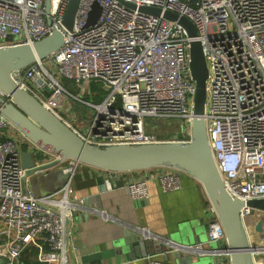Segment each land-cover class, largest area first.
I'll use <instances>...</instances> for the list:
<instances>
[{"label":"built area","instance_id":"built-area-1","mask_svg":"<svg viewBox=\"0 0 264 264\" xmlns=\"http://www.w3.org/2000/svg\"><path fill=\"white\" fill-rule=\"evenodd\" d=\"M127 1L135 8L117 0H80L68 30L62 24L68 0H50L47 12L45 0H0V46L32 43L53 29L64 33L57 51L13 72L17 85L89 143L189 140L195 89L188 67L190 37L176 21L143 13L137 7L153 5L185 15L197 29L206 59V135L224 187L245 202L263 198L264 0ZM94 2L100 11L94 23L87 24ZM91 83L103 91L99 101L83 97ZM76 101L91 108L82 127L67 116ZM149 117L182 118L184 131L180 137L160 138L145 129ZM13 129L21 136L12 135ZM22 143H30L31 151L57 157L17 131L0 113V259L3 264H21V252L32 244L38 248L35 264H67L68 250L75 248L69 237L76 204L70 184L81 163L73 158L60 162L61 172L67 175L63 185L36 195L23 189ZM143 171L125 183L134 201L148 198L149 180H156L164 192L181 187L178 170L156 167ZM208 205L207 241L189 247L212 256L210 264H229L224 230ZM257 212L263 210L246 204L241 207L249 240L256 246L253 259L264 264V222L255 240L256 221L249 218ZM102 215L107 217L105 212ZM139 229L143 239L163 249L162 259L157 254L146 255L147 264H172L166 256L180 250L177 244Z\"/></svg>","mask_w":264,"mask_h":264},{"label":"water","instance_id":"water-1","mask_svg":"<svg viewBox=\"0 0 264 264\" xmlns=\"http://www.w3.org/2000/svg\"><path fill=\"white\" fill-rule=\"evenodd\" d=\"M79 1L68 0L67 2L62 24L68 30L72 29ZM117 1L128 8H135V5L130 1ZM190 1L196 2L197 0ZM49 5L50 0H45L44 10L46 12ZM137 9L146 14L162 15L165 19L176 21L190 37L188 67L195 89L189 140L174 139L106 145L85 141L70 125L42 104L27 89L19 87L12 76L14 71L44 59L62 46L64 33L59 29H53L32 43L0 46V91L3 94V97H0V101L3 103L0 106L1 115L17 131L29 137L46 151L57 155L53 161L41 163L33 157L31 152L21 149L20 162L25 168V176L22 179L23 189L28 188L26 177H31L29 187L33 190L35 183L45 174V169L59 164L66 158H73L81 164L105 170L108 175L156 167L175 169L193 177L201 184L208 202L224 230V248L229 254V264H258L252 256L256 246L249 240L241 207L246 204L264 211V197L245 202L232 196L224 187L206 135L204 104L208 69L201 42L196 38L197 29L188 17L174 11L153 5H139ZM99 11V4L94 2L88 15L87 24L94 23ZM9 39L10 37H8ZM58 168L57 171L61 173L62 182L48 190V193L62 186L67 178V175L61 172L60 165ZM263 222L264 216L257 219L253 225L254 232L261 234ZM121 234L126 244L133 243L135 236L137 237L136 233L128 226L123 227ZM140 237L142 238V235ZM200 239V235H198L192 243H174L180 249L172 252L177 264H204L201 259L207 255L198 254L194 247H189L207 241V239L206 241Z\"/></svg>","mask_w":264,"mask_h":264},{"label":"crops","instance_id":"crops-1","mask_svg":"<svg viewBox=\"0 0 264 264\" xmlns=\"http://www.w3.org/2000/svg\"><path fill=\"white\" fill-rule=\"evenodd\" d=\"M89 86V92L93 91L91 96L96 99L94 101H99L103 91L99 87L95 89L93 83ZM75 106L78 109L86 107L76 101L72 106L73 112L67 115L70 122L80 126L82 116L75 114ZM147 131L154 133L156 127H150ZM11 134L21 136L14 129ZM179 135L170 134L169 137H180ZM20 147L31 152L40 162L54 159V155L50 153L31 151L30 143H22ZM58 169V164L45 169V174L35 183L33 190L29 187L31 177H27L28 188L36 195L48 193V190L62 182ZM143 172L134 170L108 175L107 171L89 165L81 164L77 167L70 184V191L76 195L75 210L69 227V237L75 248L68 250L67 264H147L146 255L151 254H157L162 259L163 249L158 248V244L141 238L139 228L171 243H192L198 235L201 241H206L209 202L201 184L193 177L181 173V187L164 192L160 190L156 180H149L148 198L134 201L129 196L125 183ZM104 212L106 218L102 215ZM258 213L249 218L257 221L264 211L262 214ZM124 226L136 233L133 243L126 244L123 241L121 231ZM252 237L255 240L260 238L257 232L252 233ZM167 259L172 264H177L172 253ZM201 260L204 264H210L213 257L207 255ZM0 264H3L1 259Z\"/></svg>","mask_w":264,"mask_h":264},{"label":"rangeland","instance_id":"rangeland-1","mask_svg":"<svg viewBox=\"0 0 264 264\" xmlns=\"http://www.w3.org/2000/svg\"><path fill=\"white\" fill-rule=\"evenodd\" d=\"M93 86L95 87V89H98L97 85H93ZM92 92L93 91L90 90V92H89L86 89L83 97L87 98L89 100H92V101L96 100V99H93V97L91 96ZM90 109H91L90 107H86V108H83V109H78L75 106V108H74L75 114L82 116V121L80 120V122H81L80 126L81 127L84 126V122L86 123V120H87V118L89 117V115L91 113ZM154 119L156 120L155 117H149V122H151V120H154ZM146 120H148V118ZM184 126H185V121L182 118H157V120L154 123V127H156V131L154 133H157V134L158 133L159 134H171V135L172 134H177V133H181L182 131H184ZM38 182H39V180L37 181V183ZM31 190H32V188H31Z\"/></svg>","mask_w":264,"mask_h":264},{"label":"trees","instance_id":"trees-1","mask_svg":"<svg viewBox=\"0 0 264 264\" xmlns=\"http://www.w3.org/2000/svg\"><path fill=\"white\" fill-rule=\"evenodd\" d=\"M67 83H70V82L67 81L66 84ZM93 85H98V84L93 83ZM156 120H157V118H156ZM156 120L154 119V120H151V122H149V118H148L145 129L148 130V128H150V127L152 128L154 126V123ZM169 136H170V134H159L158 133V137H160V138H167ZM179 136H181V135H179ZM37 251H38V248L36 246H34L32 244L27 245L23 249V251L21 252L20 257H19V261L23 264H35L36 259H34V257L36 258Z\"/></svg>","mask_w":264,"mask_h":264}]
</instances>
